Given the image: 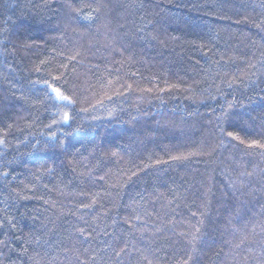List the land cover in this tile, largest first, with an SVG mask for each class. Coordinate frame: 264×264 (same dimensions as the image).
Segmentation results:
<instances>
[{
    "label": "trees",
    "instance_id": "trees-1",
    "mask_svg": "<svg viewBox=\"0 0 264 264\" xmlns=\"http://www.w3.org/2000/svg\"><path fill=\"white\" fill-rule=\"evenodd\" d=\"M259 145L264 0H0V264H264Z\"/></svg>",
    "mask_w": 264,
    "mask_h": 264
},
{
    "label": "snow or ice",
    "instance_id": "snow-or-ice-1",
    "mask_svg": "<svg viewBox=\"0 0 264 264\" xmlns=\"http://www.w3.org/2000/svg\"><path fill=\"white\" fill-rule=\"evenodd\" d=\"M54 91L57 92V94L59 95V89H54ZM61 99H68V97H64V96H60ZM67 119V117H65ZM229 135H232L231 133H229ZM255 144V142H253ZM260 147H264V145H259Z\"/></svg>",
    "mask_w": 264,
    "mask_h": 264
}]
</instances>
